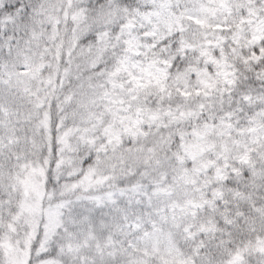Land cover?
I'll return each mask as SVG.
<instances>
[{
	"label": "snow or ice",
	"instance_id": "6c2138e0",
	"mask_svg": "<svg viewBox=\"0 0 264 264\" xmlns=\"http://www.w3.org/2000/svg\"><path fill=\"white\" fill-rule=\"evenodd\" d=\"M0 264H264V0H0Z\"/></svg>",
	"mask_w": 264,
	"mask_h": 264
}]
</instances>
